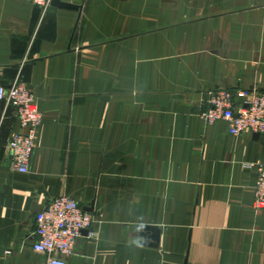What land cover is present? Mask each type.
<instances>
[{"label": "crops", "instance_id": "obj_1", "mask_svg": "<svg viewBox=\"0 0 264 264\" xmlns=\"http://www.w3.org/2000/svg\"><path fill=\"white\" fill-rule=\"evenodd\" d=\"M62 1L0 0V83L44 116L19 172L0 102V264L47 258L35 216L59 196L94 217L67 264H264V134L200 118L208 90L264 92V0Z\"/></svg>", "mask_w": 264, "mask_h": 264}, {"label": "built area", "instance_id": "obj_2", "mask_svg": "<svg viewBox=\"0 0 264 264\" xmlns=\"http://www.w3.org/2000/svg\"><path fill=\"white\" fill-rule=\"evenodd\" d=\"M47 8L53 0H27ZM241 98L242 103L238 102ZM0 102L15 109L21 130L12 135L9 143L10 166L19 172L30 171L37 147L43 112L30 85L18 75L10 85L0 83ZM200 118L207 125L223 119L229 122V132L239 136L244 132L264 134V92L257 89L233 92L228 89L208 90L206 108ZM253 166L250 164V167ZM257 180L254 187V208L264 210V161L255 164ZM93 215L69 196L54 198L35 216L33 249L46 254L41 264H67L78 237L91 229Z\"/></svg>", "mask_w": 264, "mask_h": 264}, {"label": "water", "instance_id": "obj_3", "mask_svg": "<svg viewBox=\"0 0 264 264\" xmlns=\"http://www.w3.org/2000/svg\"><path fill=\"white\" fill-rule=\"evenodd\" d=\"M52 3L55 4L56 6H60V7H63V8H72V7H74V6H72L71 4H69V3H67V2H64V1H62V0H53ZM37 209H38V208H37ZM42 209H43V208H39V209H38V213H39L40 211H42ZM144 229H147V230H149V229H154V230H155L156 228H151V227L145 226ZM154 239H155L157 242H159V239H160V233H159L158 231H157V234L154 235ZM157 242H156V243H157Z\"/></svg>", "mask_w": 264, "mask_h": 264}]
</instances>
